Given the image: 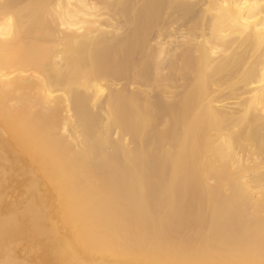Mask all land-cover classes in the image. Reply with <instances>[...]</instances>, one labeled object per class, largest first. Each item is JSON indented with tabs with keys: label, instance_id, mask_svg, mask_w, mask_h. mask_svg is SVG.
<instances>
[{
	"label": "bare ground",
	"instance_id": "1",
	"mask_svg": "<svg viewBox=\"0 0 264 264\" xmlns=\"http://www.w3.org/2000/svg\"><path fill=\"white\" fill-rule=\"evenodd\" d=\"M0 264H264V0H0Z\"/></svg>",
	"mask_w": 264,
	"mask_h": 264
}]
</instances>
